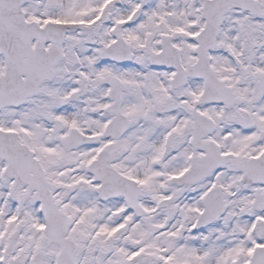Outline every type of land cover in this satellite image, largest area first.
I'll return each instance as SVG.
<instances>
[{"label":"snow or ice","instance_id":"snow-or-ice-1","mask_svg":"<svg viewBox=\"0 0 264 264\" xmlns=\"http://www.w3.org/2000/svg\"><path fill=\"white\" fill-rule=\"evenodd\" d=\"M0 264H264V0H0Z\"/></svg>","mask_w":264,"mask_h":264}]
</instances>
